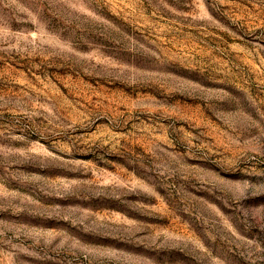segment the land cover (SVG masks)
Here are the masks:
<instances>
[{"label": "rangeland", "instance_id": "374dc122", "mask_svg": "<svg viewBox=\"0 0 264 264\" xmlns=\"http://www.w3.org/2000/svg\"><path fill=\"white\" fill-rule=\"evenodd\" d=\"M0 264H264V0H0Z\"/></svg>", "mask_w": 264, "mask_h": 264}]
</instances>
